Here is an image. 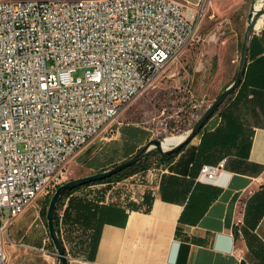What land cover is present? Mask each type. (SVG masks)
I'll return each mask as SVG.
<instances>
[{
    "label": "built area",
    "instance_id": "2783aa9c",
    "mask_svg": "<svg viewBox=\"0 0 264 264\" xmlns=\"http://www.w3.org/2000/svg\"><path fill=\"white\" fill-rule=\"evenodd\" d=\"M197 18L178 0H0V264L14 217L52 194L77 150L199 41ZM224 163L202 164L196 179L213 182ZM165 171L158 162L116 181L119 198L139 202Z\"/></svg>",
    "mask_w": 264,
    "mask_h": 264
},
{
    "label": "crops",
    "instance_id": "0c3cea01",
    "mask_svg": "<svg viewBox=\"0 0 264 264\" xmlns=\"http://www.w3.org/2000/svg\"><path fill=\"white\" fill-rule=\"evenodd\" d=\"M178 1L190 9L201 2ZM251 38L246 66L264 55V30ZM228 111L242 126L233 138L236 146L216 149L205 159L204 163L214 164L225 158L224 168L213 182L198 181L194 172L201 162V134L213 131L222 123L221 114ZM245 142L248 155L245 148L240 150ZM164 163L166 171L159 185L144 193L152 196L149 211L130 209L127 204L135 201L127 199L100 202L96 231L92 225L76 224L70 216L65 224L72 237L69 248L73 256L68 264H264V89L248 86L239 93L236 89L200 133ZM196 182L214 187L216 197L195 224L178 222ZM140 199L138 195L136 201ZM41 222L46 238L32 230L31 223L12 234L7 228L5 264H58L44 219Z\"/></svg>",
    "mask_w": 264,
    "mask_h": 264
},
{
    "label": "rangeland",
    "instance_id": "374dc122",
    "mask_svg": "<svg viewBox=\"0 0 264 264\" xmlns=\"http://www.w3.org/2000/svg\"><path fill=\"white\" fill-rule=\"evenodd\" d=\"M189 1L194 3L195 0ZM256 1L201 0L198 5L192 6L198 15L196 33L199 41L169 60L151 85L122 106L96 136L77 150L65 167L64 181L93 173L92 168L85 167L86 162L93 161L99 168L107 169L134 154L136 151L129 155L126 152L131 141L128 128H133L136 133L132 139L134 149L141 147L148 139H162L167 135L186 132L199 114L233 80L247 14ZM82 73L83 69H77L73 76H81ZM155 151L152 148L148 157L153 166L158 163ZM81 191L90 196L97 194L107 197L108 201H117L123 189L116 181H111L94 184ZM47 198L36 197L28 211L14 217L8 227L9 234L17 229L23 231L33 217L36 220L30 228L46 238L40 210Z\"/></svg>",
    "mask_w": 264,
    "mask_h": 264
},
{
    "label": "trees",
    "instance_id": "16d2710c",
    "mask_svg": "<svg viewBox=\"0 0 264 264\" xmlns=\"http://www.w3.org/2000/svg\"><path fill=\"white\" fill-rule=\"evenodd\" d=\"M251 43H252V38L250 39L249 47L251 46ZM248 86L264 89V55L252 60L247 64L242 81L237 88V93H239L243 88H246ZM229 97L230 96H228L226 99H228ZM221 117H222V123L219 124L213 131H205L201 134V141L198 145V156L200 157L201 162L197 165V169L194 172V176L198 173L199 168L202 165V163H204L205 159H207L209 156H212L213 155L212 153H214L216 149H218L219 151L227 150L229 148L236 146L237 142L233 138L236 133L241 131L242 126L238 122H236L234 116L231 115L229 111L224 114L222 113ZM127 133L131 137L130 138L131 141L129 144L130 148L126 150V152H128L127 155H129L135 151L137 152L140 147L139 148L136 147L134 149V143L132 142L133 141L132 139L136 137V133L133 130V128H128ZM240 142L242 143V140H240ZM247 144L248 143L245 142V146L240 147V150L243 148L246 149L245 155H248V151H249V146ZM155 152L158 155V162L167 161L170 157H172L175 154V152H173L170 154L161 155L157 150ZM150 153L151 152L148 151L135 164L105 179L89 182L74 188H69L63 192L57 203V207L54 215V223L57 233L63 242L65 250L67 247L66 245L71 244L72 241L70 229L67 227V225L65 226V224L68 222L67 220L71 218L70 216H73L75 218L74 222L78 225H82L84 227H86L87 224H89L90 226L92 225L93 228H95V231L97 230L98 227L97 222L100 216L99 211L101 206L100 205L101 203L99 201L102 197L97 196V194L90 196L89 194L83 193L81 190L94 184L117 181L137 171L147 169L153 164L152 162H150L148 158ZM115 164L116 163H113L111 166ZM85 167L92 168L94 172L106 169V168H99L97 163L93 161L89 163L86 162ZM77 191H79V193L75 194V192ZM216 193L217 191L214 187L196 182L191 190L187 203L184 205L179 215L178 222L195 224L198 221V219L205 213L211 201L216 197ZM49 198L50 196H48L47 200H45V204L40 210V214L44 219L45 225H46L45 212ZM151 201H152V196L146 193L141 202L139 203L131 202L128 203L127 205L130 209H140L142 211L147 212L149 211ZM65 202L66 204L63 208ZM62 208H63L62 219L61 221H59L58 210ZM63 225L65 227L64 229H62ZM66 253L71 257L73 256L72 254H70L71 253L70 248L68 249V251L66 250Z\"/></svg>",
    "mask_w": 264,
    "mask_h": 264
},
{
    "label": "water",
    "instance_id": "95a60500",
    "mask_svg": "<svg viewBox=\"0 0 264 264\" xmlns=\"http://www.w3.org/2000/svg\"><path fill=\"white\" fill-rule=\"evenodd\" d=\"M264 14V4L259 8L254 7V3L250 6L247 14L246 26L243 34L242 44L240 47L238 65L233 80L214 98V100L204 109L198 119L193 125L186 131L182 140L168 148L161 147V139L152 138L148 139L137 152L130 155L123 161L116 163L115 165L103 169L97 172L89 173L86 175L78 176L75 178L68 179L59 184L50 195L48 205L45 212L46 229L49 239L53 245L55 254L57 255L58 264H68V255L62 240L60 239L54 223V215L57 207V203L66 189L74 188L77 186L84 185L89 182L99 181L105 179L113 174L120 172L121 170L135 164L139 161L148 151L155 148L161 155L170 154L178 151L182 146L188 143L194 136H196L207 120L212 116L216 109L223 103V101L230 96L240 85L248 57V49L250 39L253 34L264 30V27L256 30V22L258 18Z\"/></svg>",
    "mask_w": 264,
    "mask_h": 264
},
{
    "label": "bare ground",
    "instance_id": "6f19581e",
    "mask_svg": "<svg viewBox=\"0 0 264 264\" xmlns=\"http://www.w3.org/2000/svg\"><path fill=\"white\" fill-rule=\"evenodd\" d=\"M264 4V0H257L254 3V7L255 8H259L260 6H262ZM264 27V14H262L257 22H256V30L261 29ZM186 132L184 133H179V134H171L169 136H166L164 138L161 139V147L162 148H168L170 146H173L174 144L178 143L180 140H182V138L184 137Z\"/></svg>",
    "mask_w": 264,
    "mask_h": 264
}]
</instances>
